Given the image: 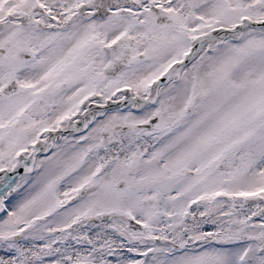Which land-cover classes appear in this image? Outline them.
<instances>
[{
    "label": "snow or ice",
    "instance_id": "snow-or-ice-1",
    "mask_svg": "<svg viewBox=\"0 0 264 264\" xmlns=\"http://www.w3.org/2000/svg\"><path fill=\"white\" fill-rule=\"evenodd\" d=\"M0 264H264V0H0Z\"/></svg>",
    "mask_w": 264,
    "mask_h": 264
}]
</instances>
